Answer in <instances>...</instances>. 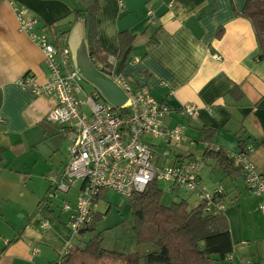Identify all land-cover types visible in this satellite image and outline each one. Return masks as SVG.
<instances>
[{"label":"crops","instance_id":"obj_1","mask_svg":"<svg viewBox=\"0 0 264 264\" xmlns=\"http://www.w3.org/2000/svg\"><path fill=\"white\" fill-rule=\"evenodd\" d=\"M96 1V36L109 57L119 34L134 35L121 70L113 57L114 71L169 108L164 126L184 127L183 158L199 163L206 189L223 190L233 248L216 264H264V213L258 208L264 201L241 174L229 178L226 163L204 156L209 147L238 153L242 143L256 173L264 175V58L241 15L246 0ZM21 6L38 19V29L52 26L66 36L68 47L81 20L72 10L82 7L77 0H0V264H46L74 238L67 219H57L58 204L44 203L51 177L58 181L65 167L73 134L45 120L55 97L35 96L22 85L28 76L44 84L49 71L40 47L18 30L15 8ZM234 86L240 98L229 93ZM186 104L197 107L196 120L182 114ZM192 196L194 208L199 200Z\"/></svg>","mask_w":264,"mask_h":264},{"label":"built area","instance_id":"obj_2","mask_svg":"<svg viewBox=\"0 0 264 264\" xmlns=\"http://www.w3.org/2000/svg\"><path fill=\"white\" fill-rule=\"evenodd\" d=\"M15 14L18 30L40 47L49 71L44 84L38 85L28 76L22 80V85L35 96L55 97L57 104L45 120L73 134L68 162L59 180L51 177L57 191L62 193H68L74 183L80 184L67 221L73 237L91 224L101 192L112 190L130 198L154 181L164 183L170 194L174 189H183L195 195L209 214L224 213L222 188L217 187L212 192L206 189L199 180V163L183 158L180 153L185 140L184 128L164 126L170 111L163 102L145 91L132 89L122 75L111 78L128 97L124 107L115 109L96 90L86 94L85 81L73 64L67 37L56 35L52 26L38 29V19L25 7H16ZM106 64L114 67L115 59L108 57ZM182 114L194 121L197 107L186 104ZM152 139L164 142L159 146ZM247 152L229 153V158L241 169L247 188L264 201V175L256 173ZM48 194L49 198L56 197V194ZM258 208L264 213V202ZM62 210H69L66 203ZM47 227V222L40 225L41 229Z\"/></svg>","mask_w":264,"mask_h":264},{"label":"trees","instance_id":"obj_3","mask_svg":"<svg viewBox=\"0 0 264 264\" xmlns=\"http://www.w3.org/2000/svg\"><path fill=\"white\" fill-rule=\"evenodd\" d=\"M77 2L82 8L75 7L72 15L75 21H86L88 52L93 64L98 69L101 66L99 70L109 76L121 75L106 64L109 55L100 47L96 36V14L99 10L97 1ZM241 15L252 25L260 52L258 58L261 60L264 58V0H246ZM133 40L134 35L131 33L124 32L117 37L118 49L112 56L121 60L120 70L129 59ZM229 93L236 98L241 96L238 86H234ZM205 137L210 138L207 135ZM245 151L247 149L240 143L238 153ZM204 156L226 163L223 171L229 178H238L240 174L242 176L241 169L233 165L229 153L225 154L222 149H206ZM172 193L177 194L178 190L174 189ZM162 196V189L155 181L143 192L130 196L135 242L138 246H152V251L139 255L138 252L127 254L107 250L102 247L100 235L96 234L87 240H79L75 245L71 244L56 261L46 264H216L225 261L232 252L233 244L224 215L209 214L201 204L189 208L186 200L178 197L169 204H163ZM98 217L99 214L95 212L91 224L80 231V237L88 231H94Z\"/></svg>","mask_w":264,"mask_h":264},{"label":"rangeland","instance_id":"obj_4","mask_svg":"<svg viewBox=\"0 0 264 264\" xmlns=\"http://www.w3.org/2000/svg\"><path fill=\"white\" fill-rule=\"evenodd\" d=\"M83 87L86 94H90L94 90V88L88 83H84ZM79 98L84 99V96L79 95ZM85 112L88 113L87 110H85ZM152 142L160 146L164 141L160 139H152ZM157 151L162 152L161 149H157ZM65 162L66 165L68 162V155L67 161ZM55 184V182H52L50 180L49 191L51 194H56V197L53 196L49 198L50 196L49 194H47V198L44 200V203L53 201L54 205L58 204V207L55 209L57 219L66 218L68 221L69 215L71 214L73 205L75 203V197L77 196L80 184L78 182L74 183L68 193L57 191V186ZM158 185L163 192V204H169L170 202L176 200L175 197L179 196L182 197V199L186 200L189 208H193L192 206L196 201L195 197L188 194L183 189L178 190L180 191V193L178 195H175L174 193L170 194L167 191V187L164 183L160 182L158 183ZM64 203L68 205L69 210H62L64 211L62 212L61 209L63 208ZM97 214H99V217L95 220L94 231H88L82 237H80L79 235L75 236L72 239V244L75 245L79 243V240L82 239V241H84L92 238L97 234L102 238V247L107 250H114L127 254L138 252L139 255H143L149 251H152V246H138L135 242L132 231L133 219L130 198L112 190L103 191L101 198L98 199Z\"/></svg>","mask_w":264,"mask_h":264},{"label":"water","instance_id":"obj_5","mask_svg":"<svg viewBox=\"0 0 264 264\" xmlns=\"http://www.w3.org/2000/svg\"><path fill=\"white\" fill-rule=\"evenodd\" d=\"M71 58L81 77L98 91L103 100L120 109L128 102L124 90L111 78L103 73L92 62L86 40L85 19L79 20L71 30L68 40Z\"/></svg>","mask_w":264,"mask_h":264}]
</instances>
